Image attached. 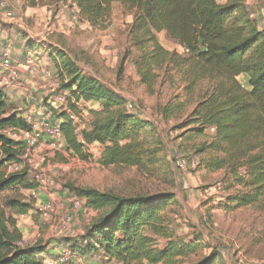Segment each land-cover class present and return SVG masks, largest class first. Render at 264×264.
<instances>
[{
  "label": "trees",
  "instance_id": "obj_1",
  "mask_svg": "<svg viewBox=\"0 0 264 264\" xmlns=\"http://www.w3.org/2000/svg\"><path fill=\"white\" fill-rule=\"evenodd\" d=\"M57 1L70 2L92 28L107 24L115 2L132 15L130 44L137 54L134 67L140 83L154 94L161 80L172 83L175 76L179 77L181 93L159 108L161 119L181 117L191 97L196 96L193 108L175 127L183 130L179 154L185 157L184 152L190 150L198 160L195 172L222 174L218 190L227 195L218 204L220 210L256 207L264 212L263 29H259L245 0H227L224 4L218 0ZM160 33L177 42L185 54L164 49L157 39ZM22 40L28 50L36 49L28 37ZM62 68V88L90 107L82 142L64 111L48 110L59 123L65 151L87 160L85 148L96 145L101 151L97 162L105 169L153 172L159 150L145 138L151 123L129 112L124 98L81 76L72 64L64 63ZM122 73L121 64L118 74ZM69 108L75 110L74 106ZM28 129L20 112H10L0 91V193L9 188L35 189L27 169L5 170L21 163L24 150V142L7 133ZM192 142L188 150L187 144ZM65 189L98 212L83 234L59 241L58 245L67 247L75 257L102 252L108 261L119 264H181L200 248L196 242L176 238L166 226L164 211L174 203L173 193L124 196L72 185ZM6 205L18 214L28 208L15 197L8 198ZM158 238L166 240L162 248L156 244ZM21 241L15 220L0 210V264H47L46 257L52 256L48 249L51 243L38 240L17 246ZM219 256L220 252L212 251L193 264H216Z\"/></svg>",
  "mask_w": 264,
  "mask_h": 264
},
{
  "label": "rangeland",
  "instance_id": "obj_2",
  "mask_svg": "<svg viewBox=\"0 0 264 264\" xmlns=\"http://www.w3.org/2000/svg\"><path fill=\"white\" fill-rule=\"evenodd\" d=\"M8 5L12 14L9 19L4 18L0 10L1 36L10 45V49L5 50L14 54L15 47L27 49L21 38L28 37L36 49L27 51L35 56L38 71L46 69L51 73L50 77H43L39 72L30 76L21 70L20 80L14 87L17 90L13 91L9 100L12 109L20 110L23 114L28 108L25 100L34 96L37 100V114L50 108L56 113L62 112L63 107L55 103V97L66 91L62 88L63 78L59 71L63 70L64 63H70L81 76L113 90L124 98L126 105L135 107L139 119L152 125L149 132L145 133L148 144L159 150L153 172L147 173L137 168L101 167L97 162L101 151L96 145L85 148L88 159L80 160L66 151L52 149L48 142L41 140L32 157L20 163L22 169H27L33 186L37 187L35 179L42 175L53 179V186L46 192L56 198L58 195L69 194V190L65 189L67 185L124 196L173 193L175 201L164 211L166 226L176 238L200 245L197 252L181 260V264H193L212 251L225 252L224 256L220 254L216 264H264V212L256 207L232 212L220 210L218 204L227 195L218 190L222 174L195 172L198 160L189 152V146L194 142L187 144L189 151L184 152V155L186 159L194 161L195 166L186 172L177 168L176 159L182 156L178 148L183 130L175 127L184 121L185 115L193 108L196 96L191 97V103L185 106L181 117L169 121L161 119L159 108L170 102L174 95L181 93L179 77L175 76L172 83L161 80L154 87V94H150L140 83L134 67L137 54L130 44L132 15L115 2L107 24L102 28H92L80 19L76 7L70 2L8 0ZM257 7L264 9V0H260ZM258 22L260 30L264 29L263 19ZM157 39L164 49L185 54L179 44L165 33L157 34ZM56 53L60 55L56 56ZM21 55L23 53L19 51L18 56ZM121 64L123 73L119 75ZM181 100L184 101L185 97ZM89 108L87 106V114ZM87 119L84 129L88 128L89 115ZM212 133L209 131L208 134ZM5 170L10 172L9 168ZM39 192L43 194V191ZM12 197L28 205L24 214H18L6 205V200ZM83 209L88 208L84 206ZM0 210L15 220L16 229L22 235V241L17 245L19 247L32 245L38 240L58 244L57 240H62V237L65 239L58 227L66 211L56 206L48 217L41 218L29 190L19 187L2 191ZM156 242L162 248L166 240L158 238ZM99 256L90 254L80 262L106 263V257Z\"/></svg>",
  "mask_w": 264,
  "mask_h": 264
},
{
  "label": "built area",
  "instance_id": "obj_3",
  "mask_svg": "<svg viewBox=\"0 0 264 264\" xmlns=\"http://www.w3.org/2000/svg\"><path fill=\"white\" fill-rule=\"evenodd\" d=\"M0 10L3 17L9 19L11 17V12L9 11L8 0H0ZM262 38L264 41V29ZM25 58L21 62V66L15 64L12 59L11 52L9 50L0 51V91L3 92L5 99L8 96V91L13 89L20 80L21 70L30 76H35L38 72L41 73L43 77H50L51 73L42 69L38 71L37 62L35 56L30 54L28 51ZM55 103L63 107L67 115V118L71 122L72 126L75 127L76 138L78 141L82 142V130L84 129V124L88 122L87 116V106L89 105L82 99H77L73 93L69 91H64L55 97ZM37 100L34 96L28 97L26 100V105L28 108L22 114L23 119L28 124L29 129L22 132H9L7 133L12 139L20 140L24 142V150L21 156V161L29 160L38 143L43 140L48 142L49 146L57 151H65L64 138L61 133V129L58 122L53 121V114L45 110L41 116L37 114L36 110ZM74 106L75 110L69 108ZM127 109L131 113H136L135 107L128 104ZM176 166L181 172H186L190 167H194L195 163L192 160H188L181 156L176 159ZM21 164H13L9 166L10 172L20 171ZM37 187L33 190H29L31 199L35 202V207L40 215V217H48L52 213L54 207L57 206L59 210L66 211L65 216L59 221L58 231L62 234L69 232L71 228L72 215L71 213H78L83 209V200L73 196L66 195L64 199L60 202H55L52 200V193H47V189L53 186L54 181L51 178L38 176L36 177ZM39 191H43L41 194ZM45 198L46 200H43ZM88 208V207H87ZM90 209V208H89ZM220 254L224 256L225 252L221 251ZM84 261L83 258L75 257L67 247L61 248L56 255L47 259V264H81ZM104 264H119L114 261H105Z\"/></svg>",
  "mask_w": 264,
  "mask_h": 264
},
{
  "label": "crops",
  "instance_id": "obj_4",
  "mask_svg": "<svg viewBox=\"0 0 264 264\" xmlns=\"http://www.w3.org/2000/svg\"><path fill=\"white\" fill-rule=\"evenodd\" d=\"M219 3L221 4H224L227 0H218ZM260 0H245L248 8L250 9V12H251V16L257 20V24H258V27H260V23L258 22V20H261L263 19V23H264V18H263V14H264V9H261L260 7H257V3L259 2ZM260 29V28H259ZM1 34H3V32L0 31V51H4L5 49L9 48L10 49V45H7V41L8 40H4L3 36H1ZM6 38H8V34H6ZM22 39V38H21ZM23 41V40H22ZM27 49H23L21 47H15V50H14V54L13 52L11 53V56H12V59L13 61L15 62L16 65L18 66H21V62L23 61V57L25 56ZM21 51L23 53V55L21 56H18V52ZM23 72V71H22ZM21 72V73H22ZM239 79H242V77H240ZM17 90V87L14 88L13 90H11L9 93H8V96H6V102L8 104V108L10 109V112L11 111H17L19 112L20 110H14L12 109L9 104L11 103L9 100H11L12 98V94H13V91ZM26 102V100H25ZM89 106V105H88ZM26 108V107H25ZM44 113V112H43ZM42 113V114H43ZM39 116H41V114L38 113ZM66 197V195H58V197H54L52 195V200L54 202H60L62 201V199H64ZM43 200H46L45 198H43ZM83 205H85V201L83 200ZM56 204V203H55ZM72 215V222H71V228L69 230L68 233L66 234H63L66 238H75L81 234H83L84 230L95 220V218L97 217L98 215V212L93 210V209H81L78 213H71ZM63 239V237L61 238ZM58 241V244H59V241L60 240H57ZM58 244H55V243H51L50 246H49V254H52V256H47V254H45L44 256H47L45 260L47 259H51L53 258L56 253L61 249L63 248L62 246H59ZM99 255H103L102 252H98L96 254H94V256H99ZM87 256H90V254L88 255H85V256H80V258H87ZM100 257V256H99ZM93 262V261H92ZM84 264H93V263H88L87 261L84 263Z\"/></svg>",
  "mask_w": 264,
  "mask_h": 264
},
{
  "label": "water",
  "instance_id": "obj_5",
  "mask_svg": "<svg viewBox=\"0 0 264 264\" xmlns=\"http://www.w3.org/2000/svg\"><path fill=\"white\" fill-rule=\"evenodd\" d=\"M200 43H201V41H200ZM201 52H205V49H204V48H202V49H201Z\"/></svg>",
  "mask_w": 264,
  "mask_h": 264
}]
</instances>
